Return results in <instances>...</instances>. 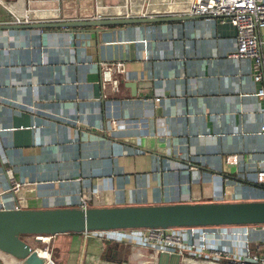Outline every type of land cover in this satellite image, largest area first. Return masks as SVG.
I'll return each instance as SVG.
<instances>
[{
	"label": "crops",
	"instance_id": "0c3cea01",
	"mask_svg": "<svg viewBox=\"0 0 264 264\" xmlns=\"http://www.w3.org/2000/svg\"><path fill=\"white\" fill-rule=\"evenodd\" d=\"M189 5L0 0V25L190 17L97 35L0 30V210L16 207L6 170L25 184L16 197L23 209L77 208L81 196L90 208L264 201V186L254 182L264 168V96H256L264 93V44L258 66L234 59V28L190 16ZM115 64L121 72L104 83L101 70ZM230 155L235 164L225 163ZM223 231L214 246L236 253L264 239V226ZM107 244L75 235L67 264L115 263L137 250L118 244L113 259ZM0 264L20 263L0 253Z\"/></svg>",
	"mask_w": 264,
	"mask_h": 264
},
{
	"label": "water",
	"instance_id": "95a60500",
	"mask_svg": "<svg viewBox=\"0 0 264 264\" xmlns=\"http://www.w3.org/2000/svg\"><path fill=\"white\" fill-rule=\"evenodd\" d=\"M188 16H136L82 19L61 22L12 23L0 30L58 29L97 35L101 28L141 25L189 19ZM264 226V201L223 203H177L154 206H125L56 209L0 210V253L20 264H50L38 251L42 237L52 238L49 253L53 264H67L73 236L83 232L127 229H166L187 227ZM118 244H107L104 255L115 259ZM114 263V262H113ZM122 262H115L121 264ZM177 255L159 253L155 264H179Z\"/></svg>",
	"mask_w": 264,
	"mask_h": 264
},
{
	"label": "built area",
	"instance_id": "2783aa9c",
	"mask_svg": "<svg viewBox=\"0 0 264 264\" xmlns=\"http://www.w3.org/2000/svg\"><path fill=\"white\" fill-rule=\"evenodd\" d=\"M190 16H207L220 23L228 22L235 31V51L231 55L234 59H248L253 61V66L259 64V46L264 44V0H190L188 8ZM121 72V65L115 64L112 67H105L101 70V79L104 83L114 84L111 75ZM260 80V75L253 78ZM257 98H263V90H258ZM156 101V100H155ZM259 133L264 134V123L259 127ZM225 163L232 165L236 163L233 155L225 158ZM11 186L9 192L14 195L16 207L21 208V200L16 198L25 184L15 183L12 180L11 172L5 171ZM254 182L264 186V168L254 173ZM86 197L81 196L77 208L85 210L90 208L92 203L87 202ZM15 207V208H16ZM225 227H214L219 235H224ZM207 228H166V229H127L113 231H92L79 234L83 239H94L109 244H123L134 249L150 251L154 257L159 253L177 255L180 263L193 261L202 264H264V239L259 240L249 249L247 243L238 253L215 247L214 242L218 239V233L205 231ZM221 229V232L220 230ZM185 237L188 238L185 241ZM52 238L42 237L41 242L47 245L43 252L45 261L53 264L49 259L48 246ZM195 240L197 242H195Z\"/></svg>",
	"mask_w": 264,
	"mask_h": 264
},
{
	"label": "rangeland",
	"instance_id": "374dc122",
	"mask_svg": "<svg viewBox=\"0 0 264 264\" xmlns=\"http://www.w3.org/2000/svg\"><path fill=\"white\" fill-rule=\"evenodd\" d=\"M100 244H105V243H100ZM109 244V243H108ZM47 245L42 243V248L40 250L44 249ZM41 253V251H40ZM133 253V252H132ZM149 254L148 252H142L140 250H136L135 253L132 254V257L129 255V252L126 253V257L123 258L121 264H145L143 261L148 258ZM121 258H118V260ZM95 264H115L113 262H107V263H102V261L95 263Z\"/></svg>",
	"mask_w": 264,
	"mask_h": 264
},
{
	"label": "trees",
	"instance_id": "16d2710c",
	"mask_svg": "<svg viewBox=\"0 0 264 264\" xmlns=\"http://www.w3.org/2000/svg\"><path fill=\"white\" fill-rule=\"evenodd\" d=\"M148 259H149V256H148ZM143 262H144L145 264H149V263H150V264H153L154 261H151V260H150V262H149V260H147V261L144 260Z\"/></svg>",
	"mask_w": 264,
	"mask_h": 264
},
{
	"label": "bare ground",
	"instance_id": "6f19581e",
	"mask_svg": "<svg viewBox=\"0 0 264 264\" xmlns=\"http://www.w3.org/2000/svg\"><path fill=\"white\" fill-rule=\"evenodd\" d=\"M42 254H44L43 252H41V253H40V255H41V256H43V257H47V256H46V254H45V256H44V255H42Z\"/></svg>",
	"mask_w": 264,
	"mask_h": 264
},
{
	"label": "flooded vegetation",
	"instance_id": "af4514ba",
	"mask_svg": "<svg viewBox=\"0 0 264 264\" xmlns=\"http://www.w3.org/2000/svg\"><path fill=\"white\" fill-rule=\"evenodd\" d=\"M109 259V258H108ZM109 260H111V258L109 259ZM120 261V260H119Z\"/></svg>",
	"mask_w": 264,
	"mask_h": 264
}]
</instances>
